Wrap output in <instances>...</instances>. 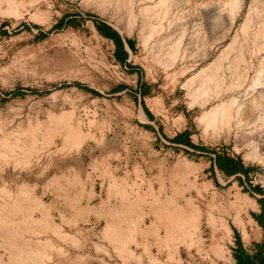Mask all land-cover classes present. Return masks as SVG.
<instances>
[{"label":"rangeland","instance_id":"obj_1","mask_svg":"<svg viewBox=\"0 0 264 264\" xmlns=\"http://www.w3.org/2000/svg\"><path fill=\"white\" fill-rule=\"evenodd\" d=\"M263 70L264 0H0V264H264Z\"/></svg>","mask_w":264,"mask_h":264},{"label":"trees","instance_id":"obj_2","mask_svg":"<svg viewBox=\"0 0 264 264\" xmlns=\"http://www.w3.org/2000/svg\"><path fill=\"white\" fill-rule=\"evenodd\" d=\"M98 29L103 35H105L106 37H109L113 41H115L116 46H117V50L122 53V56H121L122 59L126 60L128 54L125 51L124 45L121 42V40L118 38L117 34H113V36H109V34H108L109 33L108 32L109 28H107V27H103V28L99 27ZM70 86H75V87H78V88H84L81 84H78V83H74L72 85L71 84L70 85L65 84L61 88H68ZM175 142L186 143L190 147H194L195 148V146L189 142V139L186 138L185 135L184 136H179L178 138H176ZM227 164H228V166L229 165H234L236 167L234 169H232V170H229ZM217 165L219 166V168L221 170L227 172L230 176L237 174L241 170V168H238V167H240L239 164L237 162L233 161V160H227V159L218 160L217 161ZM258 223H259L260 227L263 228V230H264V214L260 218H258ZM241 252H243V251H241ZM242 264H254V263L251 262V260L247 259L246 256L243 254V256H242Z\"/></svg>","mask_w":264,"mask_h":264},{"label":"bare ground","instance_id":"obj_3","mask_svg":"<svg viewBox=\"0 0 264 264\" xmlns=\"http://www.w3.org/2000/svg\"><path fill=\"white\" fill-rule=\"evenodd\" d=\"M127 2L129 0H126ZM264 71V70H263ZM237 113V112H236ZM233 114H231V109L230 107L227 105V104H224V105H221V106H218L216 108H214L209 114H207V118H206V127H211L213 126L215 123H216V119L217 118H221L223 124H231V119L232 118ZM206 117V116H205ZM236 127L238 128H241V122L238 121L236 122ZM232 127V126H230ZM75 135V134H74ZM66 143V142H65ZM51 185V184H50ZM15 215V214H14ZM4 219V218H3ZM8 222V221H7ZM11 224V223H10ZM7 225V224H6ZM7 226H5L6 228ZM3 229V228H2ZM6 229H9V228H6ZM12 230V228H10ZM14 230V229H13ZM5 234V233H4ZM1 236V235H0ZM3 236V235H2ZM11 236V235H10ZM12 242V241H11ZM15 242V241H14ZM15 244V243H14ZM154 251V249H153Z\"/></svg>","mask_w":264,"mask_h":264}]
</instances>
